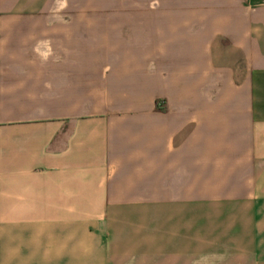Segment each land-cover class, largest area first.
I'll list each match as a JSON object with an SVG mask.
<instances>
[{
    "label": "crops",
    "instance_id": "1",
    "mask_svg": "<svg viewBox=\"0 0 264 264\" xmlns=\"http://www.w3.org/2000/svg\"><path fill=\"white\" fill-rule=\"evenodd\" d=\"M0 264H264V0H0Z\"/></svg>",
    "mask_w": 264,
    "mask_h": 264
}]
</instances>
